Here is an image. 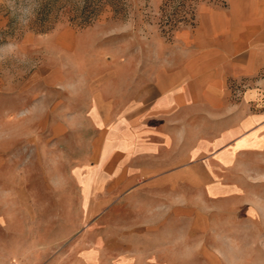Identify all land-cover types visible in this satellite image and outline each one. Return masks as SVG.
Returning <instances> with one entry per match:
<instances>
[{
	"label": "crops",
	"instance_id": "crops-1",
	"mask_svg": "<svg viewBox=\"0 0 264 264\" xmlns=\"http://www.w3.org/2000/svg\"><path fill=\"white\" fill-rule=\"evenodd\" d=\"M167 58L123 66L128 79L75 86L28 151L5 144L14 154L0 161V264H102V237L77 252L88 218L105 219L103 230L88 227L105 234V264H215L211 236L264 228V0L205 3L189 51ZM42 74L62 83L69 71ZM243 79L253 87L244 103L228 93ZM43 194L56 209L30 216L57 224L21 226L29 210L18 204Z\"/></svg>",
	"mask_w": 264,
	"mask_h": 264
},
{
	"label": "rangeland",
	"instance_id": "rangeland-1",
	"mask_svg": "<svg viewBox=\"0 0 264 264\" xmlns=\"http://www.w3.org/2000/svg\"><path fill=\"white\" fill-rule=\"evenodd\" d=\"M205 3L229 6V0H0V161L14 154L10 146L5 149L9 142L14 143V152L28 151L36 140L33 135L49 118L58 116V102L69 104L75 86L128 79L133 69L123 73V66L140 63L148 70L159 56L168 60L172 53H187L189 28L197 24ZM58 64L69 71L67 78L62 83L47 82L42 68ZM243 80L240 87L232 82L228 93L244 103L253 87ZM258 86L264 99V85ZM256 108L260 106H252L253 111ZM37 110L44 124L32 119ZM20 134L24 137L18 139ZM70 196L66 193V204ZM55 199L43 194L34 204H18L19 210H29L26 217L17 219L19 224L27 228L56 225L57 219L30 216L52 213L58 204ZM96 206L100 203H87V207ZM105 224L104 218L83 219L86 233L77 246L82 257L89 253L90 241L102 237L98 256L105 264V234L88 232L90 226L103 230ZM209 243L219 253L215 264H264V228L243 225L227 238L211 236Z\"/></svg>",
	"mask_w": 264,
	"mask_h": 264
},
{
	"label": "clouds",
	"instance_id": "clouds-1",
	"mask_svg": "<svg viewBox=\"0 0 264 264\" xmlns=\"http://www.w3.org/2000/svg\"><path fill=\"white\" fill-rule=\"evenodd\" d=\"M38 7V3L36 5V8ZM34 15H35V10L31 13V18H34Z\"/></svg>",
	"mask_w": 264,
	"mask_h": 264
}]
</instances>
